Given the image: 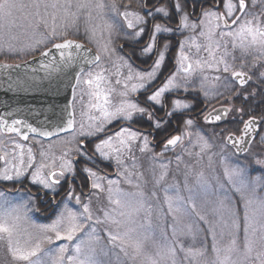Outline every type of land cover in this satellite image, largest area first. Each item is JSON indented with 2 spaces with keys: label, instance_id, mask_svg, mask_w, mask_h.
<instances>
[{
  "label": "snow or ice",
  "instance_id": "1",
  "mask_svg": "<svg viewBox=\"0 0 264 264\" xmlns=\"http://www.w3.org/2000/svg\"><path fill=\"white\" fill-rule=\"evenodd\" d=\"M193 10L188 11L186 8ZM255 0H253V6ZM105 7H110L112 11L123 17L128 29L134 31L129 34L130 39H138L145 32L142 25H147V17L159 15L164 18L165 23L152 24L149 43L142 49L143 55H151L153 49L157 48V35L172 33L174 30L168 26L172 11L163 4L156 7L154 11H146L144 15L138 12L124 11L119 12L116 0H111L110 5H106L104 0H0V52L23 51L17 48L22 36L29 34L35 36L41 28L44 32L43 39L35 40L32 44L26 45L28 51L35 52L40 45H45L47 50L40 51L42 57L50 58L49 63L39 61L42 68L51 69L52 72L60 71L61 68H70L77 63H83L95 66L99 71L79 69V74L75 76V84L86 86L82 89V96H88V109L95 111L97 115H89L88 130L85 131L84 123L80 124L79 135L83 137H92L105 132L107 124L113 120L123 119L131 122L134 117H146L148 120H154L153 113L149 107H143L139 102L126 99L129 91L136 93L140 89H146L161 69L165 61V51L167 44L162 45L163 50L157 48L156 59L153 62L152 69L148 72L134 71L130 64L123 67L128 68L125 75L120 71L121 65L116 66V75H125L121 81L116 79L115 84L121 85L122 89L118 95L121 99L118 103L113 102V94L117 92L112 86L113 81L105 74L108 69L101 64V53L108 59H111L114 49L109 44L113 24L105 22L103 28L107 30V41L103 45L97 39L98 28L94 21V13L97 16L103 14ZM148 9L150 6L145 0L142 5ZM200 9L198 18L195 16V9ZM249 4L247 0H210L205 5L203 0L197 4V0H174L173 9L179 16V28L175 31L189 30L191 33H198L203 37L204 43H197V36L190 35L181 45L178 64L179 70L172 75L165 85L151 95L147 100L152 105H160L166 92L174 89L187 87L177 80V76L183 73V80H188L195 75L197 71L203 73L206 70L215 73L229 74L240 87H243L252 79V76L245 71L244 60L252 57V62L248 67L257 68L264 66V9L259 13L247 11ZM83 18L84 32L89 38V42L97 43L98 51L90 53L83 44L77 43L66 37L69 30L76 28ZM140 26V27H138ZM104 32L100 31L99 39H104ZM50 44V47L47 45ZM185 46L195 48L197 55L203 51L207 55L203 59H191L185 52ZM57 53L59 59L57 58ZM239 54V56L237 55ZM123 59V58H121ZM242 62L239 67L236 66L237 60ZM3 67L7 68L8 65ZM81 75L84 79H81ZM261 83H264V72L261 74ZM221 75L211 77L202 75L200 88L203 90L204 81L211 80L219 82ZM132 83L131 87L129 82ZM233 95H240L247 99L249 95L254 96L255 92L249 91L247 95L233 90ZM75 88H73V100H75ZM189 103L175 100L172 105V111L166 113L171 117L174 112H182L189 109ZM231 109L218 111L215 115L209 113L205 121H220L222 117H227ZM243 113L241 107L237 109ZM243 119V118H241ZM192 120L186 121V126L191 127ZM0 124L8 132H14L22 136L23 140H28V135L21 133L17 125L24 124L21 120H14L11 124L0 118ZM75 113L69 105L66 121L59 125L54 131H41L31 125H25L28 130L38 136L52 137L59 135V132H67L75 129ZM163 121L156 119L154 127L159 129ZM256 129V117H250L243 122L242 134L239 137L228 135L227 141L233 146L245 143V137ZM190 133L185 131L183 136L174 135L164 143V149L175 148L181 145L185 137H190ZM141 139V134L131 131L129 128H122L114 136H109L95 145V153L99 154L102 160H115L120 166L124 164V155L132 152V145L135 141ZM199 145L200 151L204 152L209 145L203 137ZM77 141V147L74 151L81 156L91 160L87 155V150H81ZM143 147L139 150L146 152L149 149V140L147 136L143 137ZM17 152L0 155V160L4 162V167L0 170V181H19L25 176L27 169L32 168L35 162V156L32 154V148L27 149L28 162L25 163V146L15 144ZM163 153H161L162 155ZM12 160H18V163H10L8 156ZM45 153L41 152V156ZM69 153L65 152L60 157L61 163L58 170L53 162L52 165L41 163L31 173V183L38 185L37 193L33 197L29 195L30 200H40L41 192L52 195L53 201L58 194V186L65 178L76 177V170L71 159H67ZM264 164V161H257ZM135 167V164H133ZM166 168V165H162ZM45 169H48L46 172ZM123 171L127 175L128 169ZM83 172L86 179L91 181V188L97 193L107 192V201L109 209H102L103 219L95 216L90 203H82L80 196H72V189H69V199H74L76 204L82 205L80 212L73 211L64 205V210L60 212L55 221L46 226H39L36 232H29L22 227V222L27 220V215L23 211L24 206L13 204L7 197L0 193V242H6L8 252L15 264H264V247L256 250L254 245L259 233V239L264 241V221L258 219L257 211L264 218V196L257 195L255 184L248 181L241 168L223 169L224 181L219 177H205L200 172L196 177V189L188 187L185 180V187H188L189 195L184 198L177 192L170 195L165 189L164 201L167 205V212L164 214L171 217V232L168 231L169 223H154V208L150 203L149 197L141 189V184H133L131 179L127 183L132 185L136 191H123L119 187H112L118 184V181L108 180V187L105 188L104 177L98 175L97 171L85 167ZM142 175V174H141ZM167 172H161L155 183L159 185L165 180ZM238 195L243 202V215L238 216L234 210L233 197ZM152 200L158 199L155 192L150 194ZM196 197L202 199L201 207L203 214L197 212ZM91 198H89L90 200ZM191 210L196 220L194 223H185L184 216ZM111 225L104 229L106 232L107 245L101 243L102 237L98 233L97 226ZM243 231V248L237 247L235 233ZM87 229V231H85ZM195 229V231H194ZM230 229L228 240L224 242L225 230ZM203 232L205 239L211 236V258L208 257V249L203 245L185 246L181 241V236H192L195 238V232ZM83 234V235H80ZM79 237V239H78ZM219 237V238H218ZM56 241H65L67 243L58 246L55 250L45 249V244H53ZM73 241H76L74 244ZM71 246V254H70ZM151 247L149 253L147 248ZM178 256L180 257L178 260Z\"/></svg>",
  "mask_w": 264,
  "mask_h": 264
},
{
  "label": "rangeland",
  "instance_id": "2",
  "mask_svg": "<svg viewBox=\"0 0 264 264\" xmlns=\"http://www.w3.org/2000/svg\"><path fill=\"white\" fill-rule=\"evenodd\" d=\"M106 5L111 4V0H104ZM118 10L120 13L124 11L129 12H138L141 15H144L143 12V0H116ZM247 3L249 4V8L247 11L253 12V13H259L262 9H264V0H255V5L253 6V0H247ZM96 25L101 26L98 28L97 32V39L99 40V43L103 45L107 41V30L103 28V25L105 22L113 24V30L111 33V41L109 46L114 49L111 59L106 58L101 53V64L104 68H107L108 71L105 73L109 79L113 81L112 86L116 88L117 92L113 94V102L118 103L121 99H124L118 95L119 91L122 89V84L117 85L114 83L116 79H120L123 81L125 79V75L128 72L127 67H123L125 62L127 64H130L126 58L124 57L123 53L121 52V47L123 51H128L125 46L128 44L138 43L141 41L142 36H140L138 39H130L129 34L132 33L133 29H128L126 26L125 21L123 20V17L121 15H118L112 11L110 7H105L103 10L102 18L101 16H97L94 13V21ZM78 31L76 28H72L69 30V35L66 37L67 39H79L83 38V40H86L87 44H89L90 47H92L96 52L98 51L97 43L95 42H89V38L85 35L84 32V25H83V18H81V21L77 25ZM140 27V26H138ZM142 27H146V25H142ZM100 31L104 32V39H99V33ZM146 31V29H145ZM44 32L43 28L40 29V31L35 35H27L22 36L20 38V42L17 43V48L24 49L23 51H13L8 52L7 50L0 52V61L6 62V63H22L30 58L36 56L39 54L40 51L46 50L47 48L45 45H40L38 47V50L35 52L28 51L25 47L26 45L32 44L35 40L43 39L44 36L42 33ZM145 33V32H144ZM177 34L181 38H183V42L188 39L190 35H196L197 36V43H204L203 37H199L198 33L193 34L189 30H180V31H173L172 33H166V35L170 34ZM122 45V46H121ZM125 45V46H124ZM51 45L48 44L47 47H50ZM185 52L191 59H203L207 54L203 51H201L198 55L196 53L195 48H188L185 46ZM179 52L176 54L177 61L179 58ZM239 56V54H237ZM123 58V59H121ZM241 60L238 59L236 62V66L239 67L241 64ZM252 62V57L246 58V60L243 61L245 68V71H248V74H251L252 77L256 76L260 81L262 79L261 73L264 72V66L257 67V68H251L249 69L248 65ZM256 63H264V62H256ZM121 65L120 71L124 73L125 75L117 76L115 73L117 71L115 65ZM178 69L176 73L179 70V64L177 62ZM133 69V67H132ZM134 70V69H133ZM92 71H99V69L94 68ZM138 71V70H134ZM160 71V70H159ZM158 71V72H159ZM175 73V74H176ZM158 75V73H157ZM148 83L147 86L151 85L153 82H155L158 78V76ZM202 75H207L209 77L213 75H221L222 79L219 82H212L204 81V87L203 90L200 88V81L202 79ZM183 73H180V75L177 76L178 82H180L182 85H185L187 87V91H185L184 87H180L177 89H174L172 91L166 92L165 95H174L182 93L181 95H189L193 94L194 96H197L201 100H203L205 108H207L206 112H209L213 108L218 107L224 102H229L230 106H232V115L235 117H231L229 121H234L233 118L237 119V121L240 123L243 121H246L245 119H241L244 116V112H238L237 108L234 103L232 102L233 99L240 95H234L233 96V90L238 89V92L242 91L239 90V88H236V85L233 84L232 78L229 74L224 73H215L210 70H206L205 72L201 73L197 71L194 76L189 78L188 80H183ZM81 79H84V76L81 77ZM137 81H131L129 82V85L131 87L132 83H136ZM235 86V88H234ZM86 86L83 84L78 85L76 94H75V101H74V112H75V131L72 134H69L67 136H63L51 141H44L37 138L30 139V143H23L20 142L16 137L14 136H7L0 132V155L2 154H10L13 152L18 153V149L14 148L15 144H22L25 146V155L24 160L27 164L28 162V155H27V149L30 147L32 148V154L35 156V162L32 165V168L27 169V172L24 177L21 178L19 181H0V184H12V183H22L26 182L28 185H32L33 188H38V185H34L31 183V173L34 171L36 167H38L41 163L52 165L53 162L58 170V166L61 163L60 157L64 155L65 152H68L69 155L66 157L67 159H71L74 165V168L76 167L74 162L76 158H84V156H81L78 152L74 151V149L78 146L77 141H80L83 143L84 141H87L88 139H92L94 137H98L102 135L103 133H99L97 135H94L92 137H83L79 135V129L80 124L84 123L85 125V131L88 130V124L92 123L88 120L89 115H97V113L93 111H89L88 109V96L84 94L82 96V89H85ZM144 89L138 90L136 93H132L129 91L128 97L126 99H130L132 101L134 100V97L138 94H140ZM164 98V97H163ZM162 98V100H163ZM177 99H173L172 103L170 105L169 111H172V105L173 102ZM190 104V108L187 110H184L182 112H174V114H185L189 113L193 110L194 103L192 101H184ZM150 102V101H149ZM157 106V105H156ZM235 113V114H234ZM203 116H199L195 119L187 118L182 122L181 125V132L180 135L183 136L185 131L189 132L191 135L190 137H185L183 139V142L181 145H179L174 150H165L160 149L158 151H154L151 146L149 145V149L146 152H141L139 149L143 147V136H141L140 140H137L132 145V152L126 153L123 157L124 164L118 166L115 163V160H102L99 157L98 153H95V145L100 143L102 140L107 139L103 138L96 142L95 144H92L90 147V151L95 154L99 159H101L103 162L111 165L115 171V177L114 178H105L103 180L105 188L108 187L107 181L113 180L118 181L119 183L116 185H113L112 187H119L123 191H136V189L127 183L128 179H131L133 181V184L136 182H139L141 184V189L145 192L146 196L149 197L150 203L153 204L154 208V223H169L168 231L171 232V226L170 221L171 217L164 215L167 212V205L164 201V190L167 189L168 193L170 195H174L177 192L180 196L187 198L189 195L188 187H191L193 190L196 189V177L197 174L202 172L204 173L205 177L214 178L219 177L220 181H224L223 177V169L225 166L229 168H241L243 169L244 175L246 179L253 184H255L257 189V195L258 196H264V164H259L257 161H264V133L261 134V139L259 142H256L253 144L250 148L249 153H247L244 157H237L235 153L226 146L225 144V138L226 136L231 133L227 130L222 129H215V128H207L206 125H204ZM135 118H140V116L134 117V119L131 121L133 122ZM192 120L191 127L186 126V121ZM128 121H124L123 119H116L113 120L112 123L107 124L105 127V132L112 128L113 125H116L118 123H131ZM243 125V123H242ZM242 128V127H241ZM215 130L217 131V134H215ZM241 132V129L239 133ZM238 134V133H237ZM115 135V134H114ZM111 135V136H114ZM203 137L204 140L207 141L209 148L206 149L204 152L200 151L199 145L203 143L202 140L199 138ZM148 138V137H147ZM81 143L79 144V147L81 150H83ZM88 147V145H87ZM89 148V147H88ZM41 152H44L45 155L41 156ZM161 153H163L161 155ZM8 159L10 163H18V160L13 161L11 155L8 156ZM133 164H135V167H133ZM162 165H166L165 167H162ZM4 167V162L0 160V170H2ZM127 168L128 173H131V175H127L123 169ZM47 172L48 169H45ZM161 172H167V176L164 181H162L159 185L155 183L156 179L159 178V175ZM142 174V175H141ZM99 175V174H98ZM101 176V175H100ZM103 177V176H102ZM72 178V177H71ZM69 178H65L62 182L66 181ZM185 180L188 182V187H185ZM91 183V182H90ZM26 191H21L20 194L17 195H10L5 192L3 193L9 201H11L13 204L23 205V211L27 215V220L22 222V227L26 228L29 232L35 233L36 228L39 226H46L55 221L57 216L64 210V205L67 204L68 208L72 209L73 211L80 212L82 210V205L76 204L74 199H69L68 197L63 201L62 205L56 210V214L54 215L53 219L50 220V222L44 223L39 222L36 219V214L40 211L39 207V201L38 200H30L29 199V193H25ZM152 192H155L158 199L152 200L150 197V194ZM46 193V192H44ZM86 195L80 194V192H73L72 196H80L82 203H90V207L92 208V211L95 216H100L101 219H103V212L102 209H109L110 206L107 201V192L97 193L96 190H86L84 192ZM32 196V195H31ZM89 198H91L89 200ZM43 202H45V198L42 199ZM195 202L197 204L196 211L201 212L203 214L204 209L201 207L202 199L200 197H196ZM37 205V207H36ZM233 205L234 210L236 211L237 215L242 217L243 215V202L239 199V196L236 195L233 197ZM42 208V207H41ZM44 209V208H43ZM46 217L45 215H43ZM43 217V218H44ZM257 217L258 219H262L264 221V218L261 217V213L257 211ZM196 220V217L194 213L189 210L184 216V222L185 223H194ZM108 227H113L111 225H99L97 226L98 233L102 237L101 243L104 245H107V239H106V232L104 229ZM87 231V229H85ZM195 231V229H194ZM230 229L225 230L224 235V242H227ZM83 235V234H80ZM236 239H237V247L242 250L243 248V231L242 228L240 231L235 233ZM219 238V237H218ZM79 239V237H78ZM256 243L254 245V248L256 250H260L262 247H264V241H261L259 239V233L257 234ZM182 243L185 244V246H196L199 247L203 245L206 249H208V257L211 258V236H208L207 239H205V235L203 232H195V238L193 239L192 236H181ZM76 241H73L74 244ZM67 242L65 241H56L53 244H45V249H53L55 250L58 246L63 245ZM147 251L151 253L153 250L151 247L147 248ZM70 254H71V246H70ZM178 256V260H179ZM0 264H15L13 261L10 253L8 252L7 244L6 242H0ZM129 264H132V262H129ZM139 264V262H137ZM186 264V262H185Z\"/></svg>",
  "mask_w": 264,
  "mask_h": 264
},
{
  "label": "flooded vegetation",
  "instance_id": "3",
  "mask_svg": "<svg viewBox=\"0 0 264 264\" xmlns=\"http://www.w3.org/2000/svg\"><path fill=\"white\" fill-rule=\"evenodd\" d=\"M145 0H143L144 4ZM204 4L207 5L210 0H203ZM148 5L150 6L148 9L143 8V12L145 14L146 11H154L156 7L160 5H164L172 11V16L169 19L168 26L171 27L174 31L179 28V16L174 12L173 5L174 0H147ZM201 3V0H197V4ZM186 8L188 11H192L191 7ZM200 14V9L197 7L195 9V16L193 19L198 18ZM148 24L146 25L145 33L143 34L141 41L138 43L128 44L127 45V53L125 54L126 59L133 67L134 70L148 72L152 69L153 62L155 61L157 48L163 50L162 45L167 44L168 48L165 51V61L162 65L160 71L158 72V78L151 85L147 86L140 94L134 97L135 102H139L143 107H149V110L153 113L154 120L150 121L146 117L135 118V120L131 123L126 124V128H129L133 132L140 133L141 136H147L149 140V145L154 151H158L164 148V143L167 139L171 138L174 135H180L181 132V124L187 118L195 119L197 113L189 112L185 114L172 115L171 117L167 116L166 113L169 112L170 105L173 99L184 100V101H192L194 103V108L203 107L205 109V105L203 100L194 96L193 94L189 95H165L162 103L160 105H152L151 102L147 100V96L151 95L153 92L163 87L167 80L176 73L178 69L177 65V56L176 54L179 52L181 45L183 44V38H181L177 34H161L157 35V48L153 49V53L151 55H143L142 49L147 46L149 43V36L151 35V29L153 22L164 24V18L156 15L155 17H147ZM177 32V31H176ZM233 82V81H232ZM234 85H236L233 82ZM238 86L236 85V88ZM235 88V86H234ZM239 90H242L239 88ZM229 103V102H225ZM230 106V104H224ZM159 119L163 121V125L161 128L157 129L154 127V121ZM167 130V131H166ZM117 130L112 129L104 132L102 135L98 137H94L92 139H88L84 141L83 150H87V155L91 156V160L79 158V161L76 163V177H72L62 182L61 185L58 186V194L55 196V201L52 199L51 194L45 193V202L42 201L41 198L39 201L40 211L38 212V216L40 219L47 220L52 218L55 215L56 209L61 204L62 200L69 196V189L71 188L73 192H80L82 195H86L84 192L86 190H92L91 186L86 184V174L83 172L85 167L92 168L93 171H97L99 175L105 178H113L115 177L114 169L109 164L103 162L99 159L95 154L90 151V147L92 144H95L98 139H102V137H109L117 132ZM119 132V131H118ZM99 139V140H100ZM88 145V147H87ZM21 191L29 192L33 197L37 193V189L29 186L26 182L22 183H6L0 184V192H5L10 195L20 194ZM42 193V192H41ZM40 193V194H41ZM87 196V195H86ZM42 207V208H41ZM44 208V209H43ZM45 215L46 217H44ZM44 217V218H43Z\"/></svg>",
  "mask_w": 264,
  "mask_h": 264
},
{
  "label": "water",
  "instance_id": "4",
  "mask_svg": "<svg viewBox=\"0 0 264 264\" xmlns=\"http://www.w3.org/2000/svg\"><path fill=\"white\" fill-rule=\"evenodd\" d=\"M75 42L81 43L79 41ZM83 45L90 50V53H96L90 47L85 44ZM57 58L59 59L58 53ZM39 61L49 63L50 58L39 55L21 64H5L0 62V118L8 121L9 124L14 120H21L24 124L17 125L21 133L28 135L29 138L37 137L48 141L70 134L74 130L61 131L59 135H53L49 138L30 132L25 125H31L41 131H54L66 121L69 105L73 110V88L77 86L75 84V76L79 74L81 67L89 70L94 66L90 68L87 64L77 63L73 67H62L60 71L52 72L51 69L42 68ZM4 65H8L9 67L5 68L3 67ZM250 81L242 88H245ZM225 109H229V107H219L210 113L215 115L218 111ZM230 113L231 111H229L227 117H222L220 121L205 122L211 125L225 123ZM261 126V121L256 119V129L249 136L245 137V143L233 146L226 139V144L238 156H244L259 137ZM0 129L4 134H15L23 140L22 136L17 133L6 131L2 124H0ZM28 140L23 141L27 142ZM41 197L44 198L45 195L41 194Z\"/></svg>",
  "mask_w": 264,
  "mask_h": 264
},
{
  "label": "trees",
  "instance_id": "5",
  "mask_svg": "<svg viewBox=\"0 0 264 264\" xmlns=\"http://www.w3.org/2000/svg\"><path fill=\"white\" fill-rule=\"evenodd\" d=\"M77 40H80L84 43H86V40H83V38H79ZM127 48V46H125ZM124 55L127 53V51H123ZM238 91V89H236ZM249 91L255 92V95H249L248 98L245 100L242 98V96H238L235 99H233V103L237 108H243L244 109V116L243 119L247 120L250 117H256L263 121V127H262V133H264V83H261V81L254 76L253 82L250 84L246 89L240 91L244 95H247ZM234 96V95H233ZM222 104H230V103H222ZM194 113H197L195 116L196 118L199 116H203L204 114V108L203 107H197L193 110ZM235 114V113H234ZM231 117H235L232 115ZM238 119V116L236 117ZM234 121H228L226 124L222 126H216V127H209L207 128H215L217 130H227L231 133H239L242 123L240 120V123L237 121V119L233 118ZM182 125V123H180ZM121 124H118L116 128L120 127ZM167 131V130H166ZM215 134H217V131L215 130ZM261 139V138H260ZM260 139L257 141L259 142ZM86 184L88 186L91 185L90 180H87Z\"/></svg>",
  "mask_w": 264,
  "mask_h": 264
}]
</instances>
